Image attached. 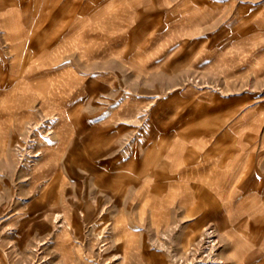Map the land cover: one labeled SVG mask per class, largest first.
Wrapping results in <instances>:
<instances>
[{"label":"rangeland","instance_id":"obj_1","mask_svg":"<svg viewBox=\"0 0 264 264\" xmlns=\"http://www.w3.org/2000/svg\"><path fill=\"white\" fill-rule=\"evenodd\" d=\"M154 150L264 179V0H0V264H193L207 229L195 264H264V182L220 227L149 219Z\"/></svg>","mask_w":264,"mask_h":264},{"label":"crops","instance_id":"obj_2","mask_svg":"<svg viewBox=\"0 0 264 264\" xmlns=\"http://www.w3.org/2000/svg\"><path fill=\"white\" fill-rule=\"evenodd\" d=\"M84 94L76 97L75 100L80 99ZM98 119L97 116L91 118L89 124H98ZM146 152L151 153L152 150ZM98 153L95 152L93 155L97 156ZM153 153L139 155L138 159H134L133 156L131 167H137V176L133 174L129 176L130 181H127L128 184L131 182L129 187L147 190L146 193L153 202V212L149 213V219L154 216L155 220L168 218L172 220L179 216L174 213L175 216L172 217V212L177 210L176 212L179 211L185 216L184 218L193 219V221L198 219L204 224L208 222L218 224L224 215L229 214L233 220L237 221L242 204L237 203L235 198L241 194L251 197L253 193L254 196L255 190L251 188V184L256 181L258 184L264 182L263 177L261 178L259 174L256 176L259 172L256 171L257 168L243 172L241 152L230 154L233 156L232 159L226 157L225 152H207L204 162L186 159V163L182 166L177 163V160L169 161V165H166L168 161H162L160 152L154 150ZM180 153L169 152L167 155L186 156V152L181 155ZM141 170L144 172L141 173ZM144 173L148 175L143 181L137 180ZM247 204L248 202L243 205ZM161 210L165 211L163 215V212L160 213ZM60 218L59 214L56 215L55 221L60 222ZM217 226L220 227V223Z\"/></svg>","mask_w":264,"mask_h":264},{"label":"built area","instance_id":"obj_3","mask_svg":"<svg viewBox=\"0 0 264 264\" xmlns=\"http://www.w3.org/2000/svg\"><path fill=\"white\" fill-rule=\"evenodd\" d=\"M216 237L213 229H207L204 233V240L198 250H195V255L192 257V263L199 261L213 260L215 257Z\"/></svg>","mask_w":264,"mask_h":264}]
</instances>
